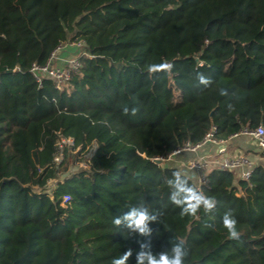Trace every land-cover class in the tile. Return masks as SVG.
Returning <instances> with one entry per match:
<instances>
[{
	"label": "trees",
	"instance_id": "obj_1",
	"mask_svg": "<svg viewBox=\"0 0 264 264\" xmlns=\"http://www.w3.org/2000/svg\"><path fill=\"white\" fill-rule=\"evenodd\" d=\"M74 40L80 70L62 90L40 87L31 67ZM161 62L171 71L148 73ZM262 124L264 0H0V264H111L128 249L136 264L141 243L159 254L173 240L185 264H264V165L249 181L210 168L199 186L175 161L154 162L213 126L229 140ZM178 169L216 199L212 214L181 217L169 203ZM142 202L158 221L151 237H129L113 219ZM229 211L239 240L222 226Z\"/></svg>",
	"mask_w": 264,
	"mask_h": 264
},
{
	"label": "clouds",
	"instance_id": "obj_2",
	"mask_svg": "<svg viewBox=\"0 0 264 264\" xmlns=\"http://www.w3.org/2000/svg\"><path fill=\"white\" fill-rule=\"evenodd\" d=\"M173 65L168 62L158 64H150L147 66L149 74H158L162 72H170ZM198 84L207 88L213 81L210 77L202 73L196 76ZM221 96H226L228 93L225 89L219 90ZM139 111L138 107L131 108V115L135 116ZM125 115L129 114V108L123 109ZM193 179L188 173L183 170H175L170 178L165 180L169 188L168 201L171 205L178 208L181 217H197V214L203 210L205 214H212L217 207V201L214 197L205 194L203 191H198L190 181ZM158 221V214L152 212L150 207L145 203H140L139 206L128 208L126 213L114 217L113 224L117 228H123L129 234H138L141 237H151L153 230L150 224ZM238 221L229 212H225L222 216V226L227 230L230 239L239 240L240 232L237 228ZM170 250H165L159 254H153L151 251L150 241L140 244V251L136 254V264H185L190 252L181 240L170 241ZM133 252L128 249L119 257L112 259L111 264H127Z\"/></svg>",
	"mask_w": 264,
	"mask_h": 264
},
{
	"label": "built area",
	"instance_id": "obj_3",
	"mask_svg": "<svg viewBox=\"0 0 264 264\" xmlns=\"http://www.w3.org/2000/svg\"><path fill=\"white\" fill-rule=\"evenodd\" d=\"M84 42L80 40H74L68 42L64 45L59 46L50 56L48 62L45 65H36L34 64L30 73L35 78L36 82L40 87L43 86L44 80L46 78H51L54 82V87L56 90H62L63 85L69 81L73 75L80 70L81 64L79 62L78 55H72L76 49H82ZM83 51V49L81 50ZM80 53V52H79ZM84 53V52H82ZM216 127H212L210 131L205 135L203 141L196 145H186L184 148L177 149L174 151L167 159H161L163 162L171 163L175 161L174 159L183 152H194L197 149L203 147L204 145H213L218 147L217 154L220 156L218 161V167L227 169L229 171L235 172L238 171V179L249 181L252 172L255 167V163L244 155H237L233 158L226 157L228 140H220L215 137ZM239 135L250 137L253 139L260 151L264 152V125H260L254 131H242L238 134L233 135L229 140H232ZM67 144L68 146L73 145V139H62L60 143L57 144L59 150L58 154L54 158V162L60 163L63 158V145ZM84 168L87 167V163L82 164ZM184 168L191 172H195L198 175L197 183L199 186L205 185L208 183L207 178V163L199 162L195 160H190L187 164L182 165ZM52 185V182H50ZM70 200L69 196H64L63 201L67 203Z\"/></svg>",
	"mask_w": 264,
	"mask_h": 264
},
{
	"label": "crops",
	"instance_id": "obj_4",
	"mask_svg": "<svg viewBox=\"0 0 264 264\" xmlns=\"http://www.w3.org/2000/svg\"><path fill=\"white\" fill-rule=\"evenodd\" d=\"M218 147L213 145H204L194 152H183L175 158V162L182 166L190 160L207 163V170L218 167L220 156L217 154ZM263 152L260 151L256 142L250 137L239 135L238 137L228 140L226 157L233 158L237 155H244L253 161L256 165H264ZM236 174H239L236 171Z\"/></svg>",
	"mask_w": 264,
	"mask_h": 264
},
{
	"label": "rangeland",
	"instance_id": "obj_5",
	"mask_svg": "<svg viewBox=\"0 0 264 264\" xmlns=\"http://www.w3.org/2000/svg\"><path fill=\"white\" fill-rule=\"evenodd\" d=\"M91 155V150H87L83 154H81L82 162L80 163V167H83L82 164H84L85 160Z\"/></svg>",
	"mask_w": 264,
	"mask_h": 264
},
{
	"label": "water",
	"instance_id": "obj_6",
	"mask_svg": "<svg viewBox=\"0 0 264 264\" xmlns=\"http://www.w3.org/2000/svg\"><path fill=\"white\" fill-rule=\"evenodd\" d=\"M154 162L157 164H162L163 161L161 159H154Z\"/></svg>",
	"mask_w": 264,
	"mask_h": 264
}]
</instances>
